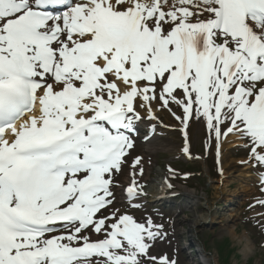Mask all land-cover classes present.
Masks as SVG:
<instances>
[{"label":"snow or ice","instance_id":"6c2138e0","mask_svg":"<svg viewBox=\"0 0 264 264\" xmlns=\"http://www.w3.org/2000/svg\"><path fill=\"white\" fill-rule=\"evenodd\" d=\"M165 114L193 159L206 127L221 176L230 137L264 168V0H0V264H176L152 254L164 225L131 211L140 126L148 140Z\"/></svg>","mask_w":264,"mask_h":264},{"label":"rangeland","instance_id":"374dc122","mask_svg":"<svg viewBox=\"0 0 264 264\" xmlns=\"http://www.w3.org/2000/svg\"><path fill=\"white\" fill-rule=\"evenodd\" d=\"M163 122L172 124L173 129H156V134L148 140L137 138L135 151L129 158L131 164L135 156L142 157L144 172L138 179L150 194L140 201L143 207L132 209V214L137 218L151 217L157 224H163L167 232L165 238L155 242L152 254H166L170 259H175L176 264H200L198 259L201 252L197 251L198 247L189 251L182 249L194 237L202 253L209 257L210 264H223L224 257L228 255L225 252L223 255L222 249L219 261L217 245L228 238L226 249L231 248L233 252L228 264H264V228L259 226L258 217L254 215L264 209L249 208L257 197L262 196L264 168L240 163L248 158V152L239 146L245 142L236 139L222 148L221 157L225 155L226 162L221 176L215 150H206V127L199 123H192L189 127L192 157L198 158L182 159L185 139L179 122L167 114ZM169 168L175 170L176 175L169 172ZM124 171L125 175L121 178L123 184L128 182L131 169ZM158 171L171 177L167 179L175 186L166 193L178 190V194H182L179 205L169 202L164 203L165 208H162L157 205L159 201L153 200L149 186L154 182L152 180L157 181ZM186 173L190 174L187 178ZM117 191L120 195V189ZM118 206L126 207L127 202L122 201ZM193 221L196 223L193 224ZM246 245L251 246L248 248Z\"/></svg>","mask_w":264,"mask_h":264},{"label":"bare ground","instance_id":"6f19581e","mask_svg":"<svg viewBox=\"0 0 264 264\" xmlns=\"http://www.w3.org/2000/svg\"><path fill=\"white\" fill-rule=\"evenodd\" d=\"M169 124V123H168ZM201 125V124H200ZM237 138L236 137H230V141H235ZM189 142V141H188ZM226 144V143H225ZM224 144V146H225ZM226 162V159H225V155H223V157H221V165L222 167L224 168V163ZM169 176L168 175H165L164 173H161L160 171H158V176L156 177V180H152L154 181L149 187L150 189H152V194L154 196H159L161 194L164 193V184H165V181L166 179L168 178ZM198 221V220H197ZM193 224L196 223V221H193L192 222ZM200 245V244H199ZM248 246H251V245H246V247ZM209 258V257H208Z\"/></svg>","mask_w":264,"mask_h":264},{"label":"trees","instance_id":"16d2710c","mask_svg":"<svg viewBox=\"0 0 264 264\" xmlns=\"http://www.w3.org/2000/svg\"><path fill=\"white\" fill-rule=\"evenodd\" d=\"M219 242H218V245H217L218 246L217 251H218L219 261H221V251L223 249V255H224V252L228 255L227 257L226 256L224 257V261L225 262H223V264L224 263L228 264V259H229L230 255L233 254L231 248H227L226 249V247L228 246L227 243H229V239L226 238V239L222 240L220 243Z\"/></svg>","mask_w":264,"mask_h":264}]
</instances>
